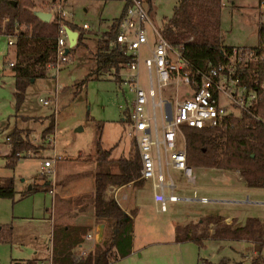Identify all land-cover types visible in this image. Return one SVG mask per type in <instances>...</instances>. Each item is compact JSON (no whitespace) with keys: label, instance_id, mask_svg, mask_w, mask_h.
<instances>
[{"label":"rangeland","instance_id":"obj_1","mask_svg":"<svg viewBox=\"0 0 264 264\" xmlns=\"http://www.w3.org/2000/svg\"><path fill=\"white\" fill-rule=\"evenodd\" d=\"M178 2L150 0V19L159 30L173 16ZM124 3L125 0H68L62 5L71 12L68 20L77 25L87 23L92 35L99 36L108 23L120 15ZM261 3L264 0H222L219 31L217 28L215 35L220 36V41L227 46H255L259 41ZM170 24L172 22L166 23ZM185 29L182 23L175 27V30ZM148 37L149 44L141 47L139 66L143 80L142 60L150 54L153 40L150 29ZM86 41L87 48L72 50L70 60L62 63L58 70L46 67L47 75L36 78L27 86L24 100L16 109L14 75L9 65V61L15 59V46L9 45L6 34L0 33V176H11L14 181L13 197H0V264L30 260L37 255L35 251L39 245L49 244L48 251H52L53 223L48 218H58V210L54 208L58 197L67 192H89L94 187L96 171L118 169L114 162H98L95 159L98 141L104 149L113 146L112 158L128 157L137 146L135 138L128 133L127 121L123 119L125 97L131 101L134 94L127 86L119 84L114 68L98 74L90 73L94 64L90 49H93L95 41ZM124 71L123 67L119 69L121 74ZM184 89L185 85H180V96ZM172 92L170 87L164 91L167 96ZM44 98H49L50 103L44 104L41 101ZM52 122L54 128L43 133ZM14 127L21 128L34 147L20 152V158L10 167L6 164L10 151L7 136ZM54 157L53 172L50 175L41 173L43 160ZM170 172L180 185L175 189L178 195L185 193L189 194L188 197H200L205 194L207 198L225 199L239 197L243 202L181 199L168 201L167 209L161 211L153 199L151 179L143 180L142 186H126L112 196L127 209L138 205L133 219V236L135 246L141 247L143 252L105 264H147L154 258L158 264H201L206 259L209 264H251L254 244L243 238L211 236L215 224L209 223L206 216L233 213L237 216L232 218L235 224H243L248 217H255L264 223V203L253 202H264V191H232L231 186L243 184L237 169L193 167L196 187L187 181L182 172L173 168ZM45 179L53 183L51 187H54L55 193L50 192L47 185L42 186ZM204 185L222 188L204 190L201 187ZM124 193L127 198L122 197ZM64 206L73 209L71 203ZM87 214L81 218L89 221L91 229L98 223H104L96 220L91 213ZM188 214L190 216H186ZM75 216H64L62 220L76 224L80 217ZM184 216V221L194 224V232L210 233L202 237L200 244L189 240L182 244L184 246H179L173 242L171 220H182ZM103 231L105 233V225ZM76 249L80 253L81 248ZM260 254L264 256V245Z\"/></svg>","mask_w":264,"mask_h":264},{"label":"trees","instance_id":"obj_2","mask_svg":"<svg viewBox=\"0 0 264 264\" xmlns=\"http://www.w3.org/2000/svg\"><path fill=\"white\" fill-rule=\"evenodd\" d=\"M68 0H0V33L15 34V59L11 65L14 71L15 106L19 108L24 100L27 86L38 77L47 75L46 64L55 58L56 38L60 21L78 31L76 44L69 52L78 47L87 48L86 39L95 41L90 49L94 60L90 73L98 74L110 68L116 73L126 60L125 54L110 47L109 41L118 32L119 21L130 0H125L119 16L108 23L99 36L83 25L71 20L52 18L45 22L28 11V8L49 10L54 2L63 4ZM107 1V0H103ZM150 2V0H149ZM222 0H179L174 14L162 28L163 35L174 43L183 42V54L196 66L206 67L223 61L231 46L224 45L219 31V10ZM167 22H172L166 25ZM181 23L185 30H175ZM218 28V29H217ZM217 29V30H216ZM191 40H187L188 38ZM264 37V24H258V40ZM118 78V75H117ZM54 128L53 122L44 128L43 133ZM185 136L186 162L192 167H219L237 169L244 184L249 187H264V123L248 114L227 116L213 126L194 127L182 125ZM7 139L10 151L6 164L12 167L20 158V152L34 147L27 134L14 127ZM113 146L103 148L97 142L98 162H114L118 171L98 170L94 175L92 193L93 215L96 220L104 221L103 239L94 244L86 255H81L76 246L84 240L88 226L83 224H63L56 222L52 227V258L59 264H105L110 260L128 255L131 252L133 223L118 201L108 194L110 185L120 186L132 182L137 186L141 160L137 146L128 157L112 158ZM46 186V185H45ZM14 181L11 176H0V197H13ZM209 223L215 226L213 237L248 239L254 244L251 264H264L260 249L264 245V223L255 217H248L243 224L223 221L220 214H208ZM192 222L177 224L176 241H195L201 243L207 232L196 233ZM37 258L15 260L13 264H35ZM205 264L209 261L204 260Z\"/></svg>","mask_w":264,"mask_h":264},{"label":"built area","instance_id":"obj_3","mask_svg":"<svg viewBox=\"0 0 264 264\" xmlns=\"http://www.w3.org/2000/svg\"><path fill=\"white\" fill-rule=\"evenodd\" d=\"M148 4L149 0H130L119 21L118 32L109 45L126 56L122 65L125 71L123 74L118 71L117 75L119 84L127 86L134 94L131 101L125 97L123 119L127 121L128 133L135 138L138 148L141 160L138 179H151L153 199L159 204L158 208L165 211L168 201L192 199L175 192L177 185L168 172L169 166L180 170L196 187L193 167L186 162L183 124L198 128L213 126L227 116L242 114L264 123V37L255 46H231L223 61L198 67L183 54V42H171L152 23ZM260 8L258 24H264V3ZM49 10L52 18L67 19L71 15L61 2L52 3ZM66 25L63 20L59 22L55 58L46 64L47 68L58 70L71 58L70 52L66 51ZM83 26L89 25L83 23ZM149 29L153 40L150 54L142 60L143 80L139 66L141 47L149 44ZM6 36L7 43L14 45L15 34ZM9 64L12 65L13 61ZM180 85H185L182 96L179 94ZM167 87L173 91L170 96L164 93ZM41 101L50 103L49 98ZM54 160L55 157L44 159L40 172L50 175ZM49 191L53 192V189ZM198 198L202 202L208 201L206 196ZM84 238L93 236L86 233ZM79 248L81 255L90 250L83 245ZM35 264L59 263L54 261L50 252L38 258Z\"/></svg>","mask_w":264,"mask_h":264},{"label":"crops","instance_id":"obj_4","mask_svg":"<svg viewBox=\"0 0 264 264\" xmlns=\"http://www.w3.org/2000/svg\"><path fill=\"white\" fill-rule=\"evenodd\" d=\"M10 61H14V60H10ZM10 65V64H9ZM11 66V65H10ZM13 75H14V71H13ZM32 81H34V80H32ZM172 167H168V172H169V174L171 175V172H170V169H171ZM174 169V168H173ZM177 170V169H176ZM115 172L116 171H118V169L117 170H114ZM178 171H180V170H178ZM181 172V171H180ZM54 174H55V171H54ZM67 174V173H66ZM225 177H227L224 173H222ZM94 175H95V173H94ZM172 176V175H171ZM173 177V176H172ZM214 177H216V175L214 176ZM174 179V178H173ZM175 181V180H174ZM144 182L145 181H143V183H142V185L144 184ZM237 182H240V181H237ZM176 183V182H175ZM241 183H243L242 185H235V186H231L230 188H231V190L232 191H236V192H244V191H246V192H250V191H260V190H263L264 191V187H249V186H246L245 184H244V182H242L241 181ZM52 184L53 183H51L48 179H45L44 181H43V183H42V186H45V185H47V187H48V189H50V188H52L53 189V193H55V191H54V187H51L52 186ZM131 185H136V184H134V183H132V182H128V183H126V184H123V185H120V186H115V185H110L109 187H108V194H110V195H116V192H118L119 190H121L122 188H124V187H126V186H131ZM142 185H140V186H142ZM176 185H177V187L178 186H180V185H178L177 183H176ZM176 187V188H177ZM202 187V189H207V190H213V189H215V188H222V187H216V186H201ZM94 188V187H93ZM110 188H112V189H110ZM57 192V191H56ZM92 193H93V189L92 190H90L89 192H72V194H69L68 192L67 193H64V194H61L59 197H58V201H55L56 203L54 204V208H55V210H58L57 211V213H58V218H56V217H53V216H51V217H49L48 219H49V221L51 222V223H56V222H59V223H63V224H69L70 222H67V223H65L66 221H64V220H62V218L64 217V216H69V215H75L76 214V216L75 217H80V220L79 221H77V222H75L76 224H83V225H87L88 226V229H87V232L86 233H91L92 234V236H93V238H91V239H85L84 238V240L81 242V243H79L77 246H76V248H78L80 245H83V246H85V247H87V248H92L93 247V245L96 243V242H99V241H101L102 239H103V235H104V231H103V227H104V225H105V223H98L97 224V226L93 229H91V227H90V223H89V221L88 220H83V218H81L83 215H88L87 213H91L92 214V216L94 217V215H93V203H92ZM85 194V195H84ZM179 195H181V196H184V197H188L189 196V194H179ZM201 196H206L205 194H202ZM122 197H124V198H127V195L124 193L123 195H122ZM207 197V196H206ZM192 199H198L199 200V198L198 197H192ZM210 199H212V200H214V201H230V202H233V203H236V202H243V199H240L239 197L238 198H229V199H225V198H208V201L210 200ZM200 201V200H199ZM253 202H257V203H264V202H261V201H257V200H253ZM68 204V203H71L72 204V206H73V209H71V208H66V206H64V204ZM119 204H120V202H118ZM120 206L123 208V210L127 213V214H129V215H131V217H132V223H133V219H134V216H135V213H136V211L138 210V205H135L134 207H132V208H129V209H127V208H125V207H123L121 204H120ZM75 210V211H74ZM73 213H72V212ZM191 214V213H190ZM190 214H188V215H186V216H190ZM220 215H222V214H220ZM186 216H184L183 218H182V220H178V221H174V220H171V231H172V239H173V242H175V243H177V244H179V246H184V245H182V244H185V242H188V241H176L175 239H174V233H175V226L177 225V224H184V223H187L186 221H184V218H186ZM223 216V215H222ZM224 217V219H226L225 220V222H227V223H229V222H233L232 221V218H237V216H236V214H226V215H224L223 216ZM236 221H238V219L236 220ZM104 222V221H103ZM53 224H52V227H53ZM101 224H103V227H102V234L100 233V225ZM210 229V228H209ZM133 230H134V228H133ZM211 230V229H210ZM85 233V234H86ZM211 233V232H210ZM210 233H209V235H210ZM84 234V235H85ZM101 234V235H100ZM84 235H83V237H84ZM51 241V240H50ZM250 241V240H249ZM52 242V241H51ZM48 248H49V244L48 245H46V246H43V245H39L38 246V248H37V250L35 251V253H37V255L36 256H34V258H42V257H45L46 255H48L50 252L48 251ZM141 250V247H136L135 246V244H134V236H133V238H132V247H131V252L128 254V255H126V256H123L124 258H127V257H129V256H132L133 254H136V253H138V255H141L142 254V252L143 251H140ZM47 251H48V253H47ZM255 250L253 249V252H254ZM40 254H39V253ZM47 253V254H46ZM46 254V255H45ZM122 257V258H123ZM147 264H158V262L156 261V259L154 258V259H152L150 262H148ZM186 264V263H185Z\"/></svg>","mask_w":264,"mask_h":264},{"label":"water","instance_id":"obj_5","mask_svg":"<svg viewBox=\"0 0 264 264\" xmlns=\"http://www.w3.org/2000/svg\"><path fill=\"white\" fill-rule=\"evenodd\" d=\"M28 11H30L32 14H34L39 19L45 22L50 21L52 18V11L50 10H44V9H39V8H28ZM65 31H66L67 40H68L66 51H69V49L73 47L77 42L78 31L76 29L69 27L68 25H66ZM29 188H31V185H29ZM102 227H103V224L100 225L101 234H102Z\"/></svg>","mask_w":264,"mask_h":264}]
</instances>
